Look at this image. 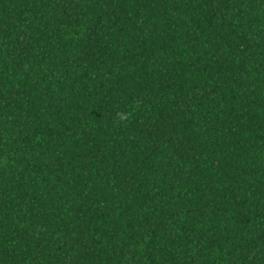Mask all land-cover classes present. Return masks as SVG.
I'll use <instances>...</instances> for the list:
<instances>
[{
    "label": "trees",
    "instance_id": "16d2710c",
    "mask_svg": "<svg viewBox=\"0 0 264 264\" xmlns=\"http://www.w3.org/2000/svg\"><path fill=\"white\" fill-rule=\"evenodd\" d=\"M0 264H264V0H0Z\"/></svg>",
    "mask_w": 264,
    "mask_h": 264
}]
</instances>
